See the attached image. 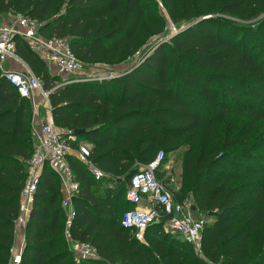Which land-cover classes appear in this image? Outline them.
Listing matches in <instances>:
<instances>
[{"label": "trees", "instance_id": "1", "mask_svg": "<svg viewBox=\"0 0 264 264\" xmlns=\"http://www.w3.org/2000/svg\"><path fill=\"white\" fill-rule=\"evenodd\" d=\"M216 1L160 0L178 33L143 53L118 78L101 83L62 82L16 38L17 56L51 92L55 125L80 131V141L92 146V162L108 176L97 181L70 159L80 186L70 236L90 244L98 260H73L59 182L45 168L21 264H146V259L157 264L155 259H170L182 246L191 254L190 246L165 234L161 224L146 229L144 243L131 236L132 229L121 227L122 214L131 208L125 200L129 178L139 168L126 174L130 165L147 166L160 150L165 155L174 150L183 137L203 127L206 114L210 122L222 121L234 108L236 116H248L246 125L202 164L201 186L191 189L193 207L213 219L202 233L207 262L264 264V153H258L264 147L254 141L250 150H233L264 120V0ZM12 14L41 23L46 39H67L74 56L90 66L111 65L144 51L151 37L167 30L149 0H0V16ZM29 105L0 72V264L9 262L19 195L33 153ZM206 179L220 185L207 193ZM242 219H247L245 226L235 229ZM255 239L259 246L253 252ZM192 258L193 264H204Z\"/></svg>", "mask_w": 264, "mask_h": 264}, {"label": "built area", "instance_id": "2", "mask_svg": "<svg viewBox=\"0 0 264 264\" xmlns=\"http://www.w3.org/2000/svg\"><path fill=\"white\" fill-rule=\"evenodd\" d=\"M9 26L0 27V72L16 93L31 106L33 153L28 160L27 177L21 188L17 215L14 222L15 241L9 251L8 264H21L25 245V230L30 219L34 196L41 182L45 168L58 179L64 214V235L68 249L78 260L97 259L96 250L88 243L73 240L70 227L75 218L73 199L79 193L70 167V159H75L87 169L95 180L108 177L91 160V145L80 141L70 130L57 127L51 116L49 93L43 90L41 81L19 59L16 54V38H20L28 48L46 65L49 72L60 76L63 73L72 81L107 80L95 67L78 60L72 53L67 39H46L40 34L42 24L21 14L8 15ZM13 61L22 65L23 72L5 69L3 65ZM110 79V78H109ZM37 96L43 106L46 104L47 117L38 116ZM37 112V113H36ZM35 121L39 126H35ZM164 152H158L155 160L139 168L129 178L125 200L131 206L121 217V227L136 232V239L144 243V233L149 226L162 225L165 234L177 235L189 245L201 259L202 233L207 224L206 218L195 216L196 211L188 201L177 198L178 188L170 182L160 180L157 169L165 160ZM21 239L20 245L17 239Z\"/></svg>", "mask_w": 264, "mask_h": 264}, {"label": "rangeland", "instance_id": "3", "mask_svg": "<svg viewBox=\"0 0 264 264\" xmlns=\"http://www.w3.org/2000/svg\"><path fill=\"white\" fill-rule=\"evenodd\" d=\"M220 1L222 0H219L218 2ZM149 2H151L152 4L153 11L157 12L165 20L166 29H167L166 35L151 37L144 51L136 53L131 57L121 58L119 61H116L111 65L106 63H95L91 65L99 71L97 72L98 75L103 74L104 76H106V78H108L107 80H109V78L110 79L118 78L123 72L127 71L137 61H139V59H141V57L144 55L143 53L145 52L147 53L148 51L153 50V48L159 43L169 42L171 37L176 33H178L179 30L177 29V26L174 27V25H172L169 19V15L167 11L162 7L160 0H149ZM218 2L216 1V3ZM178 27L179 29H183L185 27V24H181ZM59 77L62 82H68V84L73 82V81L70 82L68 76H65L63 73H61ZM91 82L101 83L102 81L93 80ZM37 97H38L37 102L39 104L37 109V111L39 112L38 116L40 120H43L47 117L46 104L43 106L41 99L39 98V96ZM236 110L237 109L234 108L231 113H229L224 119H222V121H219V119H215V120L213 119V121L210 122V115L206 114L204 117L205 121L203 123V127L193 132L192 135H190L189 137L188 136L183 137L179 141L177 147L174 150L166 153L165 160L162 164H160L156 173L160 180L162 181L165 180L170 182L171 186L174 189L178 188V193L181 194V196L179 197L178 194L177 198L180 201H188L191 206L196 207V203L194 200V192L191 189L194 186L197 188L201 186V183L197 178V175L198 172L203 168L202 164H204L211 155H215L219 153L223 142L226 140H230V138H232L234 135L240 133L246 125L245 122L248 119V116L247 115L241 117L236 116ZM35 126L38 125L35 124ZM254 141H257L260 144V146L264 147V120L258 122L254 126L251 134L248 137H246L245 143L243 145H240L239 147L233 150H237L238 152L250 150L251 144ZM258 153L259 154L264 153V150L258 151ZM241 164L242 166H250V163L248 162H242ZM140 167L142 166L139 163H134L130 165L126 176L130 175L133 171H135ZM124 178L125 177H122L121 180ZM206 182L207 183L203 182V184H207V191H208L207 193H209L211 190H213L214 188L220 185V183H211L209 179H206ZM194 215L198 216L199 214L195 213ZM207 223L208 225H210L211 223H213V219L212 218L207 219ZM237 223L238 224L236 225L235 229H239L245 226V224L247 223V219L239 220ZM135 234L136 232H132L131 236L136 239ZM258 246L259 244L255 239L253 242L252 251L254 252ZM186 248L183 246L181 248L179 247L177 251L173 254V256H171L170 259L157 258L155 259L156 263L157 264H193L192 257L196 256L198 259L202 261V263L212 264L210 262H207L205 258L203 259L199 258L195 253H193L194 251L191 247H189V249L192 250V253L191 254L187 253L190 255V257H186L185 256L187 255ZM72 256L74 261L78 260L73 253ZM144 262L146 264H153V259L151 260L146 259ZM107 264H118V263L115 262V263H107Z\"/></svg>", "mask_w": 264, "mask_h": 264}, {"label": "crops", "instance_id": "4", "mask_svg": "<svg viewBox=\"0 0 264 264\" xmlns=\"http://www.w3.org/2000/svg\"><path fill=\"white\" fill-rule=\"evenodd\" d=\"M11 24V20L10 17H8V15H1L0 16V27L1 26H9ZM3 67L5 69H12L14 71H20L23 72L24 68L22 67V65L17 64L13 61H8L7 63H5V65H3ZM35 124H37L39 126V123L37 121H35ZM22 242L21 239H17V244L20 245Z\"/></svg>", "mask_w": 264, "mask_h": 264}, {"label": "water", "instance_id": "5", "mask_svg": "<svg viewBox=\"0 0 264 264\" xmlns=\"http://www.w3.org/2000/svg\"><path fill=\"white\" fill-rule=\"evenodd\" d=\"M50 94H51V92L49 93V95H50ZM75 133H76L77 135H79L81 132H80V131H76ZM154 224L157 225L158 223L155 222Z\"/></svg>", "mask_w": 264, "mask_h": 264}]
</instances>
